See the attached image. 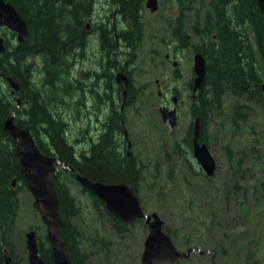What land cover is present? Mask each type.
I'll use <instances>...</instances> for the list:
<instances>
[{
	"label": "rangeland",
	"instance_id": "1",
	"mask_svg": "<svg viewBox=\"0 0 264 264\" xmlns=\"http://www.w3.org/2000/svg\"><path fill=\"white\" fill-rule=\"evenodd\" d=\"M196 7L201 8L200 13L204 11L197 2ZM114 8L113 0H95L88 22L93 25L109 20V24L112 21L117 30H122L125 23L119 15L112 17ZM176 14L172 0H158L154 12L143 3V36L139 47L128 58L124 53L128 50L123 46L116 56L119 65L129 71L134 91L138 89L136 100L124 112L135 155L142 165L137 196L146 213L156 212L164 220L179 250L191 245L209 250L204 254L193 251L187 260L176 264H212V258L215 264H264V111L258 104H252L245 121L230 125V98L225 95L224 114L213 112L205 126L209 150L216 161L212 176H207L200 168L192 148L180 156L172 151L194 121L189 111L193 48L189 45L179 49L170 43V22ZM0 36L9 40V47L17 43L12 32L3 26H0ZM192 42L198 44L199 38L192 36ZM166 53L170 54V59L166 58ZM74 54L71 73L80 72L77 78L82 80L83 73L89 72L90 79L88 76L84 79L87 88H91L87 95L95 100V89L99 88L105 63L96 34H89L85 46ZM36 63L33 81L39 88L42 75L35 74L40 70V63ZM1 89H10L3 80H0ZM173 95L177 96L178 119L177 125L170 128L162 121L159 109L172 108ZM53 113L65 122L66 135L77 151L89 148L90 138L96 137L100 126V113L78 115L72 112L69 97H65ZM64 179L80 206L75 220L82 234L81 249L87 256L86 263L141 264L147 235L144 221L129 223L126 234L119 237L109 222L98 217L80 185ZM19 200L11 263L29 264L25 233L34 229L38 242L45 246L49 242L46 227L27 188L19 190ZM102 237L108 247L102 248L99 244Z\"/></svg>",
	"mask_w": 264,
	"mask_h": 264
},
{
	"label": "trees",
	"instance_id": "2",
	"mask_svg": "<svg viewBox=\"0 0 264 264\" xmlns=\"http://www.w3.org/2000/svg\"><path fill=\"white\" fill-rule=\"evenodd\" d=\"M5 1L10 2L26 21L28 35L22 43L11 47L7 43L4 52L0 53V80L5 82L3 77L10 76L19 85L15 95L11 94L10 89L0 90V264H4V250L8 249L11 255L14 249V227L20 207L19 190L26 188L15 141L3 127L5 119L12 113H15V120L19 121L21 127L30 130L42 152L56 156L91 180L106 183L123 181L133 185L138 195L137 184L142 167L139 164L138 170H135L132 162H123L115 156L110 130L100 134L88 151H77L66 135L65 122L53 113L55 107L68 97L71 56L75 47L86 42V25L91 19L95 0ZM172 1L177 9L176 16L170 22L172 45L179 49L191 45L194 51L200 50L205 57V75L201 86L190 95L189 111L192 119H199V141L208 144L206 123L213 112L224 114L225 95L230 98V125L245 121L252 104H258L264 111V93L261 89L264 81V18L256 0ZM143 2L119 0L120 17L131 24L119 35L128 50L124 52L128 58L133 56L142 40ZM196 2L204 9L203 12H199L201 8L196 7ZM90 25L100 32L104 62L109 69L116 67L115 28L102 22ZM192 36L201 40V47L192 44ZM35 54L40 55L43 70L39 88L31 77V65L26 62L28 55ZM120 69L125 67L121 66ZM189 86L192 91L191 80ZM137 91L131 92L134 95L131 98L137 96ZM15 97L19 98L20 105L14 110ZM192 128L191 122L185 137L172 149L175 154L185 155L192 147ZM64 178L78 184L74 173L68 169H60L53 175L59 215L64 223L62 238L72 260L77 264H87V256L81 249L82 234L75 220L80 214V206ZM13 180L15 185L12 184ZM80 188L98 217L109 222L118 236L123 237L128 224L109 212L95 194L81 185ZM165 228L169 231L166 225ZM96 239L92 238V243ZM99 244L102 248L109 246L103 237L99 239ZM39 253L47 264H53L49 243L45 246L39 242Z\"/></svg>",
	"mask_w": 264,
	"mask_h": 264
},
{
	"label": "water",
	"instance_id": "3",
	"mask_svg": "<svg viewBox=\"0 0 264 264\" xmlns=\"http://www.w3.org/2000/svg\"><path fill=\"white\" fill-rule=\"evenodd\" d=\"M260 13L264 18V0H256ZM146 7L156 11L158 0H145ZM0 26L8 28L16 33L18 42H23L28 35L26 21L17 9L8 1L0 0ZM5 43L0 36V53L4 52ZM177 63L173 62V66ZM205 75V58L201 52L193 55V79L192 92L201 86ZM10 88L12 95L19 89L17 81L10 76L3 77ZM118 82L127 83V77L123 72L116 74ZM264 93V81L261 84ZM17 105L19 98L15 97ZM172 108L162 106L159 109L161 119L168 123L170 128L177 125V96L171 97ZM4 130L15 141V151L18 157L20 170L28 190L34 199V205L46 227V238L48 239L52 254L53 264H77L72 260L67 251L66 243L62 238L63 220L59 215V199L53 175L60 169H68L74 173L75 180L84 188L95 194L105 205V208L119 218L124 224L142 219L147 226V235L143 241L141 252V264H175L180 260H186L193 251L199 253L209 252L201 250L196 245H191L186 250H179L173 241L171 234L165 229L164 220L156 213H146L140 204V200L132 185L126 182L106 183L91 180L73 166L65 165L56 156L42 152L35 142L31 132L26 127H21L19 121L15 120V113L8 116L3 124ZM200 123L198 117L193 121L192 154L199 166L207 176H212L216 169V161L212 156L206 142L199 141ZM127 138V131L125 130ZM130 147V142L128 143ZM15 185V180L12 181ZM27 256L29 264H47L39 253L38 239L34 229L25 233ZM11 256L8 249L4 250V264H9ZM212 264H215L212 258Z\"/></svg>",
	"mask_w": 264,
	"mask_h": 264
},
{
	"label": "flooded vegetation",
	"instance_id": "4",
	"mask_svg": "<svg viewBox=\"0 0 264 264\" xmlns=\"http://www.w3.org/2000/svg\"><path fill=\"white\" fill-rule=\"evenodd\" d=\"M113 1L115 3V8L112 10L111 14H112V17L114 18L116 15L120 16V5H119V0H113ZM143 3H145V0ZM109 22L110 21L107 20L106 22H103V24L108 27L115 28L114 23L111 21V23L109 24ZM87 23L88 24L86 25V30L88 32V35L95 33L96 37L99 40L100 32L97 30L96 31L92 30L91 25H90L91 23L90 22H87ZM124 23H125V27L122 30H117L115 28L113 31V38L115 40L116 52H118L119 49L125 46L124 42L121 40V38H119L120 32L125 30V28L131 27V24L129 23V21H124ZM12 35L15 36L16 38V34L14 32H12ZM3 39H4L5 45L9 43L8 39L4 37ZM200 41L201 40L199 39V43H198L199 47H201L203 44ZM170 43L173 44V42H170ZM84 46H85V43L84 45L75 47L74 51ZM99 47L101 49L100 40H99ZM74 51L72 53L73 56L75 55ZM192 52L194 54L195 52H201V51L193 50ZM166 58L167 59L171 58L169 53H166ZM35 61L40 63L39 73H35V74L42 75L43 73L40 55L38 54L28 55L26 62H29L31 65L30 69L32 70L31 72L32 78L34 76L35 63H36ZM116 63H117V60H116ZM118 64L119 62L116 64L117 65L116 67H113L111 69L108 68L106 63L103 65L102 73H100L99 88L95 89L96 91L95 100H93V97L91 99L87 95V90H91V88L90 86H88L87 88V84L84 79H86L85 77L87 76L90 79L89 72L88 71L84 72L83 74L85 75V77L84 79L81 80L77 78L79 77L80 72L71 73V70H70L71 66H70L69 73H68L69 75L68 77L69 78L68 97L70 98V109L72 110V112H75L78 115L80 114L81 115H96L97 113H100L102 115V119L99 120V118H97V120L100 121L99 122L100 126L96 134V137H91L89 148H86V149L84 148L82 150L88 151L90 147L93 145V141L96 140L100 134H104L110 130V133L112 135V140H113V151H114L115 156H117L123 162H132L135 170L136 169L138 170L139 161L137 160V156L135 155L134 144L130 138L129 131L126 128V121L124 118L125 108L127 106L132 105V103L136 100L137 96H135V98L134 97L131 98V96L133 95L131 92L134 91L133 84H132V77L129 71H127L126 69H120L121 66L117 68ZM118 72H123L126 75L127 83H124L123 81L121 82L117 81L116 74ZM36 87H38L37 84H36ZM26 103L27 101L25 100V105ZM125 130L127 131V138L125 136ZM129 142H130V147L128 146Z\"/></svg>",
	"mask_w": 264,
	"mask_h": 264
}]
</instances>
